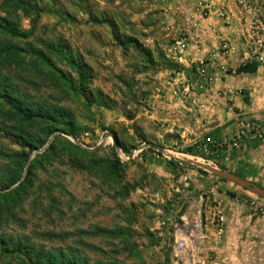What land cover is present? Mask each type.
<instances>
[{"label":"rangeland","instance_id":"rangeland-1","mask_svg":"<svg viewBox=\"0 0 264 264\" xmlns=\"http://www.w3.org/2000/svg\"><path fill=\"white\" fill-rule=\"evenodd\" d=\"M26 1L32 8L27 16L21 14V24L26 30L32 29L28 41L44 51L43 43H51L59 51L77 58L88 68L90 79L84 86L85 95L81 96L51 81L24 76L30 82L23 85L25 90L70 110L82 133L79 138L60 131L51 135V141L58 136L63 140L58 145L57 158L46 167V172L35 170L38 187L18 212L19 221L6 222L3 232L13 238L26 237L48 249L69 246L91 263L113 258L123 264H199L189 260L188 252L197 253L193 250L192 237H187L179 226H188L185 218H180L186 213L185 205L177 204L176 210L171 206L172 195L177 192L172 186L179 184L177 177L181 169L178 168L185 166L178 164L181 161L173 156L220 171L224 169L215 161L213 164L206 161L205 155L195 154L199 157L196 159L174 154L175 145L168 142L172 134L164 133L162 122L159 123L168 113L163 104H168L169 98L175 99L171 90L183 92V87L171 78L185 66L178 58L185 48L184 31L173 30V24L169 23L168 0ZM175 31L177 39L173 40ZM126 38L135 39L140 48L136 50L130 43L124 45ZM55 63L70 73L76 86L80 85L68 66ZM8 72L17 74L13 70ZM150 98L151 107H148L145 101ZM168 116L172 114L169 112ZM65 141L91 153L94 160L108 162L116 158L122 164L120 177L107 180L101 173L92 175L74 168L71 158L80 155L74 154ZM149 142L163 147L165 155L142 148ZM50 143H45V149ZM120 143L129 148V153L121 150ZM97 145L101 147L90 151ZM41 149L29 155L26 171L35 155L45 151L39 152ZM194 151L201 153L199 148ZM166 163L165 170L169 169L171 175L158 177L155 170H163L158 168ZM187 166L196 167L189 163ZM195 170L208 178L216 177L204 169ZM126 186L130 190L123 196ZM233 186L238 188L227 191L231 203L225 208L214 200L209 203L211 231L204 239L205 250L201 251L204 264H264V199L236 184ZM196 192V201L202 202L199 194L206 195L207 189L199 188ZM161 199L169 201L163 203ZM197 210L194 220L200 233L201 204ZM219 218L223 220L220 233L217 232ZM95 228L128 229V247L117 240L87 237L82 233ZM174 234L184 243L175 241ZM84 244L94 251L84 248ZM185 244H189L186 249ZM0 264H19V261L2 257Z\"/></svg>","mask_w":264,"mask_h":264},{"label":"crops","instance_id":"crops-1","mask_svg":"<svg viewBox=\"0 0 264 264\" xmlns=\"http://www.w3.org/2000/svg\"><path fill=\"white\" fill-rule=\"evenodd\" d=\"M252 1L260 6L264 4V0ZM168 2L170 9L168 21L173 24V30L184 31L185 44L181 51L182 56L178 57L185 66L171 80L179 83L181 88H184L187 82L190 83L189 93L185 97L169 98L168 104H163L166 113L170 112L172 116H168L167 113L163 116L165 119L159 121L162 122L160 126L164 128V133L172 134L168 142L175 145L174 154L196 159L199 157L195 154L205 155L208 159L206 161L212 164L215 161L224 172L264 189V53H260L253 61L257 63V69L253 73L230 74V70H237L240 65L250 62L248 57L253 46L249 44V38L257 24L264 25V16H259L260 21L256 22L252 14L243 11L240 0H168ZM219 9L224 10L222 18L215 14ZM176 31L173 40L177 39ZM199 59L209 61L205 73L211 78V82L204 93L198 90L203 80L194 69ZM172 86L173 84L170 87ZM166 87L168 88L167 85ZM225 90L232 93L222 94ZM157 107L163 109L162 106ZM247 122L260 126L263 137L250 140L249 134L243 128ZM242 128L244 135L238 138ZM201 142L209 144V152L203 154L194 151ZM211 143L216 144L214 150ZM188 147L193 148L192 152L184 153ZM173 157L181 161L178 164L185 163V166L177 167L181 171L177 177L178 186L171 185L174 191H177L172 195L171 206L175 209L179 203L185 205L186 213L180 218H185L184 223L188 226L185 224L179 226L187 237H192L193 250L197 253L188 252L187 256L190 261L204 264L201 251L205 250L204 239L211 231L207 215L209 203L214 200L219 206H227L231 203L227 191L238 187L233 186L234 183L231 181L225 179H223L225 182L221 181L217 176L208 178L199 174L195 170L196 167L187 166L188 163L185 161L188 160ZM165 168L167 163L158 168L163 170H155L158 177L171 175V171ZM199 188L207 189L206 224L204 231L200 230L201 234L196 230L194 220L198 204L202 203L196 201L198 193L196 191ZM202 194H199L200 199ZM160 201L166 203L169 200ZM167 210L172 211L170 208ZM199 217L200 215L198 219ZM174 239L184 243L178 234H174ZM189 244H185V249Z\"/></svg>","mask_w":264,"mask_h":264},{"label":"trees","instance_id":"trees-1","mask_svg":"<svg viewBox=\"0 0 264 264\" xmlns=\"http://www.w3.org/2000/svg\"><path fill=\"white\" fill-rule=\"evenodd\" d=\"M31 8L26 0L0 1V258H15L19 264H123L113 258L91 263L83 254L69 246L48 249L37 246L26 237L13 238L2 230L6 222L19 221L18 212L38 187L35 170L47 171L46 167L51 166V162L57 158V148L63 140L60 136L55 137L42 154H36L21 180L29 155L41 149L55 132L60 131L73 138H79L82 133L81 126L70 110L43 98H36L25 90L23 85L30 82L24 76L51 81L57 87L81 96L85 95L84 86L90 79L88 68L77 58L59 51L51 43H43L44 51L28 41L33 35L32 29L22 28L21 14L27 16ZM128 43L136 50L140 48V44L133 38H126L123 42L124 45ZM53 58L76 74L79 86H76L70 73L60 68ZM256 69V62H247L240 65L237 72L253 73ZM8 70L17 74L12 75ZM87 102L90 103V100ZM65 142L71 151H75L74 154L80 155L71 158L74 168L92 175L101 173L107 180L120 177L122 164L116 158L108 162L94 160L91 153ZM120 148L129 153V148L121 143ZM148 150L155 152L150 148ZM189 152L192 150L188 149L187 153ZM220 180L225 182L221 178ZM129 190L128 186L124 187L122 195L127 196ZM82 233L87 237L117 240L125 246L130 240L129 231L124 228H95ZM56 237L63 239L64 235ZM84 248L94 251L87 244H84Z\"/></svg>","mask_w":264,"mask_h":264},{"label":"built area","instance_id":"built-area-1","mask_svg":"<svg viewBox=\"0 0 264 264\" xmlns=\"http://www.w3.org/2000/svg\"><path fill=\"white\" fill-rule=\"evenodd\" d=\"M240 4H241V7H242L244 12L252 14L255 17L256 22L260 21V18H258L259 16H264V4H261V6H260L258 3L254 2L252 0H240ZM215 14L219 18H222V17H224V10L219 9ZM249 44H251L253 47H252V50L249 52L248 58H249L250 62H253L256 59V57L259 56L260 53H264V25L258 26V24H257L255 26V28L253 29V34L249 38ZM207 63H209V61L205 62V61L199 60L196 62V66L194 67L196 73L203 80V84L198 86V90L202 91L203 93L208 90V86L210 85V82H211V78L205 73ZM230 74L231 75L237 74V70L236 69L230 70ZM189 87H190V83L187 82L186 86L182 90L183 91L182 94L179 93L178 90L173 88L171 90L172 96L174 98H176L178 96L185 97L189 93ZM231 93H232V91H230V90H225L222 92V94H224V95L225 94L229 95ZM145 103L148 107L149 106L151 107V98L146 100ZM243 128L249 134L250 140L257 139V138L260 139L263 137V133L261 131L260 126L254 124V123L247 122L246 124H244ZM244 129L240 131L238 138H241L244 135ZM208 145L209 144H207L205 142H201L200 144H197L199 150L203 154L209 152L208 151ZM210 145H211V147H216V144H214V143H211ZM218 221H219V224L217 225V232L220 233L222 231L221 227L223 224V220H222V218H219Z\"/></svg>","mask_w":264,"mask_h":264},{"label":"water","instance_id":"water-1","mask_svg":"<svg viewBox=\"0 0 264 264\" xmlns=\"http://www.w3.org/2000/svg\"><path fill=\"white\" fill-rule=\"evenodd\" d=\"M109 136H111V135H109ZM52 138H53V136L50 137V139L47 141V144L50 143ZM73 141H74V143L78 144L77 140L73 139ZM45 147L46 146H44L39 152H42L45 149ZM100 147H101V145H97L94 149H92L90 151H95V150H97ZM142 148L154 149L155 151L165 155V149L163 147H161V146H158V145L154 144V143H150V142L149 143H145V144L142 145ZM185 162H187L189 164H193V165H195L198 168L204 169V170L208 171L209 173H211V174H213V175H215V176H217L219 178L231 181L234 184H236V185H238L240 187H243V188L249 190L250 192L254 193L255 195H257V196H259V197L264 199V189L260 188L259 186L255 185V184H252L250 182L242 180V179L238 178L237 176H235L233 174L226 173L224 171H220V170H217V169H213V168H210V167H208L206 165H200V164H197V163L189 161V160L185 161ZM26 168H27V165H26ZM26 168L24 170V173L22 175L21 180L23 179V177L25 175ZM201 198H202V203H201V212H200V228H201L202 231H204L205 224H206L205 213H204L205 203H206V196L202 195Z\"/></svg>","mask_w":264,"mask_h":264},{"label":"bare ground","instance_id":"bare-ground-1","mask_svg":"<svg viewBox=\"0 0 264 264\" xmlns=\"http://www.w3.org/2000/svg\"><path fill=\"white\" fill-rule=\"evenodd\" d=\"M157 152V151H156ZM159 153V152H158Z\"/></svg>","mask_w":264,"mask_h":264}]
</instances>
